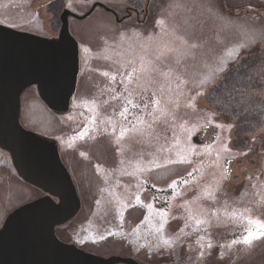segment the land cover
Wrapping results in <instances>:
<instances>
[{"label": "rangeland", "instance_id": "1", "mask_svg": "<svg viewBox=\"0 0 264 264\" xmlns=\"http://www.w3.org/2000/svg\"><path fill=\"white\" fill-rule=\"evenodd\" d=\"M0 27L66 63L64 98L40 81L16 92L78 200L60 242L112 264H180L192 248L197 264H264V237L233 243L264 223V0H0ZM139 93L138 115L118 100ZM8 161L0 148V232L35 196L60 203Z\"/></svg>", "mask_w": 264, "mask_h": 264}, {"label": "flooded vegetation", "instance_id": "2", "mask_svg": "<svg viewBox=\"0 0 264 264\" xmlns=\"http://www.w3.org/2000/svg\"><path fill=\"white\" fill-rule=\"evenodd\" d=\"M57 58V55H52L50 48L43 47L39 42V35H16L9 32L7 28L0 27V148L8 151V164H13V169L23 183L26 186L34 187L36 194H39V187L55 193L54 188L58 177L51 164H56L54 158L57 159V152L55 151L56 154L52 153L46 145L39 143L37 133L21 125L20 100L22 97H16V92L20 89L24 100L31 99L29 94L27 97L24 94L30 87L35 89V93H38L40 81L47 86L49 91H52L53 97L64 98L60 94L64 92L62 85L65 77L61 76L60 72L66 63L61 61L58 66H55L54 63ZM122 66L120 76L132 77L133 71L130 67H126L124 64ZM122 90V86L118 87V91L122 92ZM42 93L46 95L47 92L42 89ZM67 97L65 96V98ZM148 98L152 99L153 96ZM118 100L137 115L140 112L141 105L145 104V96H141L140 93L134 96L131 103H129V95L119 96ZM121 112L119 109L116 111L115 121H119V117H122ZM30 113L37 117L34 108H31ZM100 120L102 123H108L107 117H100ZM57 161L60 163L59 159ZM179 179L183 180V178ZM57 196L59 197V195ZM39 199L45 203H54L49 198L35 196V198L18 205L15 210L7 215L6 221L3 223L0 232V250H5L4 260L6 261L8 258L11 261L10 254H12L13 260L23 258L21 262L12 263L11 261L10 264H39V258L42 264H46V256L41 255L47 250L44 249L39 257V244L34 242V236L39 232ZM32 202H35L33 213L24 211L22 213L25 214H19L18 212L14 214L24 204ZM206 210L210 212L208 208ZM7 226L8 232L5 233ZM55 227L56 225L53 226V232L57 237ZM10 228H13V231ZM32 231H35V233H32ZM24 245L28 247L26 248ZM73 247L77 248V246ZM196 250L197 248H192L188 251L185 260L183 258L177 261L178 258H176L175 262L197 264L200 258L197 253L195 254ZM60 261V259L52 257L49 264H64ZM133 264L136 263L133 262Z\"/></svg>", "mask_w": 264, "mask_h": 264}, {"label": "water", "instance_id": "3", "mask_svg": "<svg viewBox=\"0 0 264 264\" xmlns=\"http://www.w3.org/2000/svg\"><path fill=\"white\" fill-rule=\"evenodd\" d=\"M54 160L56 164H51V167L58 177L54 189L56 190L55 193L60 196L61 201L59 204H50L45 203L41 199L39 200V232L34 236V242L39 244V257L41 253L44 252V249H46L47 251L41 255L46 256V264H49L52 257L60 259V262L64 264H112L113 262L119 261L120 258L117 257L103 259L85 253L77 248L61 243L54 235L53 226L55 223L62 221L67 216L74 213L78 207V200L66 171L56 158H54ZM34 204L35 202L26 204L15 211L14 214H16V212L21 214L24 211L33 213L35 211L33 209ZM10 230L13 231V228H10ZM7 232L8 226L5 229V233ZM32 233H35V231H32ZM24 247L27 248L28 246L24 245ZM4 251L5 250H0V264H10L11 261L12 263L23 261V258L13 260L12 254H10L11 261L8 258L5 261ZM39 264H42L40 258Z\"/></svg>", "mask_w": 264, "mask_h": 264}, {"label": "snow or ice", "instance_id": "4", "mask_svg": "<svg viewBox=\"0 0 264 264\" xmlns=\"http://www.w3.org/2000/svg\"><path fill=\"white\" fill-rule=\"evenodd\" d=\"M221 71H222V69H221ZM113 79H115V77H113ZM129 103H131V101H129ZM127 111H128V109L125 108L124 111H122L120 113V115L124 116ZM125 131H127V130L125 129V130L121 131V136L124 135ZM81 135H83V134H81ZM253 223L256 224V229L255 230H252L251 228L245 229L247 234L244 235L240 241H233V243L242 242L245 245L251 246L253 244L254 240H257L261 237H264V223H260L259 221H252L251 219H248V224L251 225ZM158 231H159V229H158ZM165 243H168V241H165Z\"/></svg>", "mask_w": 264, "mask_h": 264}, {"label": "bare ground", "instance_id": "5", "mask_svg": "<svg viewBox=\"0 0 264 264\" xmlns=\"http://www.w3.org/2000/svg\"><path fill=\"white\" fill-rule=\"evenodd\" d=\"M31 189V188H30ZM31 190H33V189H31ZM88 254H91V253H88ZM92 255V254H91Z\"/></svg>", "mask_w": 264, "mask_h": 264}]
</instances>
